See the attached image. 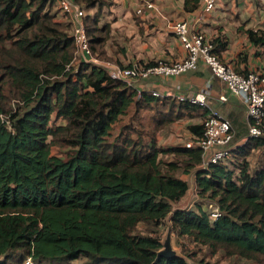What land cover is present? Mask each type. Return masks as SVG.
Segmentation results:
<instances>
[{"label": "trees", "instance_id": "16d2710c", "mask_svg": "<svg viewBox=\"0 0 264 264\" xmlns=\"http://www.w3.org/2000/svg\"><path fill=\"white\" fill-rule=\"evenodd\" d=\"M74 1L96 9L84 18L88 47L107 59L109 26L99 21L111 1ZM55 3L0 0V264L28 256L40 263L84 257L85 264H190L178 254L158 255L167 219L176 236L264 264V160L252 171L247 158L252 149L264 150V135L231 150L240 160L230 167L228 157L207 169L198 146L160 149L153 139L145 143L139 129L131 127L135 138L125 133L129 126L112 137L131 109L167 101L168 110L190 117L206 109L138 93L92 63L81 62L74 72L70 25L57 20ZM200 3L182 0L187 12ZM247 33L264 44L262 34ZM188 129L192 140L203 133L202 124ZM52 145L67 148L64 157L52 154ZM161 152L180 158L197 195L219 208L217 218L203 204L174 207L189 185L174 174L175 163L164 165Z\"/></svg>", "mask_w": 264, "mask_h": 264}, {"label": "crops", "instance_id": "0c3cea01", "mask_svg": "<svg viewBox=\"0 0 264 264\" xmlns=\"http://www.w3.org/2000/svg\"><path fill=\"white\" fill-rule=\"evenodd\" d=\"M143 1L145 0H112L108 7L101 10L99 22L109 26L105 55L110 62L129 66L134 62H172L183 59L186 50L173 33L171 24L186 21L192 31L202 33L210 40L217 56L237 72L264 73V44L252 42L247 33L248 30L257 31L264 37V0H216L211 11H204L200 3L192 12L183 9L182 0H148L153 4V9L143 8ZM139 7L142 8L141 13L137 12ZM78 57V64H95L92 60L96 58L92 55L91 58ZM134 88L138 92L163 94L169 91L182 95L195 94L205 89L209 105L231 122V150H237L247 142L248 122L241 98L230 94L223 81L213 76L203 64L195 71L180 75L144 79L136 83ZM220 96H224L226 100H220ZM204 116L186 119L187 128L192 124H202ZM188 135L194 138L190 131ZM85 263L84 257L70 261L42 262Z\"/></svg>", "mask_w": 264, "mask_h": 264}, {"label": "built area", "instance_id": "2783aa9c", "mask_svg": "<svg viewBox=\"0 0 264 264\" xmlns=\"http://www.w3.org/2000/svg\"><path fill=\"white\" fill-rule=\"evenodd\" d=\"M60 11L68 16L72 26V37L75 45V56L91 58L88 47V38L85 28L84 9L74 0H56ZM216 0H201L204 11H211ZM143 8L153 9L148 0L142 2ZM138 13L142 8L137 9ZM171 29L186 50V56L177 61L157 60L153 64L134 62L129 66H120L115 63H104L97 59L92 60L94 65L102 68L109 77L124 82L134 88L135 84L150 78H162L180 75L195 71L200 64L205 65L212 75L223 81L230 94L241 98L245 107V116L248 122L247 138H257L264 135V73L253 71L248 73L237 72L230 64L222 61L214 51V44L205 38L202 33L194 32L186 21H175ZM77 72V69H74ZM135 89V88H134ZM138 92V91H137ZM140 93V92H138ZM159 98L171 97L181 102H190L206 109L202 120L203 133L196 140L188 141L185 146H198L201 150V168L207 169L211 164L226 161L231 151L230 142L233 138L231 122L218 110L212 108L206 100V90L202 89L195 94H173L169 91L160 94L150 92ZM220 100H226L224 96ZM4 117H2L3 119ZM212 206V205H210ZM220 215L217 205L209 211L212 219ZM20 264H42L31 256L24 258Z\"/></svg>", "mask_w": 264, "mask_h": 264}, {"label": "rangeland", "instance_id": "374dc122", "mask_svg": "<svg viewBox=\"0 0 264 264\" xmlns=\"http://www.w3.org/2000/svg\"><path fill=\"white\" fill-rule=\"evenodd\" d=\"M109 1L112 2V0H107V2ZM81 7L84 9L86 14L85 20H90L89 17L93 16L95 12L94 8H87L83 4H81ZM52 11L56 12L57 20L70 25V32L72 34V26L68 16L60 12L56 3L54 4ZM86 23L90 24L88 22ZM96 59L100 62L112 63L110 60L101 56H97ZM78 60L79 57L75 56L72 62L74 69H77L79 65ZM171 104L172 102L167 101L165 104H160L154 107L151 106L152 108L140 109L137 113H134L133 109H131L126 116H124L117 124L113 126L112 137H116L120 130L125 126H129V129H123L125 133L130 132L132 138H135L138 135H136V131H131V127L139 129L142 133V138L145 143H149L150 140L153 139L150 144L153 143L160 149L165 150L172 147L184 146L188 141L192 140L191 136L188 135L189 130L187 128V123H185V120L190 118V116L185 115L183 111H180V114L177 113L179 109H176L173 112L168 110L167 108H169ZM198 116L200 115H195L192 118ZM162 118H164L163 123L156 126V121ZM169 118L171 121H167ZM58 122L60 123L61 121L59 120L57 123ZM67 150V148L61 146H51V153L54 155L64 157ZM228 157V167L231 166L232 161L238 162L240 160V156L238 157V154L237 156L234 154H229ZM159 158L162 160L164 165L167 162L175 163L177 168L174 171V174L178 177H182V179L186 180L189 185V189L185 196L178 203H175L174 207L194 208V206L199 203L203 204L207 211H210L216 206L213 201L207 198H200L197 195V189L193 175L192 173L184 170L185 167L180 161V158L177 156L175 157L173 154H166L164 152L159 154ZM247 158H249L250 169L253 171L263 163L264 150L252 149L250 152H248ZM168 226L169 220L167 219L165 225L159 230L162 244H164L160 252L184 256L187 262L190 264H260L255 261L246 260L245 258L239 257L237 255H228L223 250L212 251L208 246L195 243L186 236H176L172 231L169 230ZM146 228V225L140 224L137 230L139 232H145ZM1 260H3V257H0V262Z\"/></svg>", "mask_w": 264, "mask_h": 264}, {"label": "water", "instance_id": "95a60500", "mask_svg": "<svg viewBox=\"0 0 264 264\" xmlns=\"http://www.w3.org/2000/svg\"><path fill=\"white\" fill-rule=\"evenodd\" d=\"M158 255H162V256H168L169 254L165 253V252H160ZM157 261V259L152 263L154 264Z\"/></svg>", "mask_w": 264, "mask_h": 264}]
</instances>
